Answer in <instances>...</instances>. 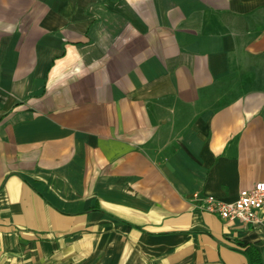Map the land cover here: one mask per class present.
<instances>
[{"label": "crops", "instance_id": "obj_1", "mask_svg": "<svg viewBox=\"0 0 264 264\" xmlns=\"http://www.w3.org/2000/svg\"><path fill=\"white\" fill-rule=\"evenodd\" d=\"M260 181L264 0H0V264H264Z\"/></svg>", "mask_w": 264, "mask_h": 264}, {"label": "built area", "instance_id": "obj_2", "mask_svg": "<svg viewBox=\"0 0 264 264\" xmlns=\"http://www.w3.org/2000/svg\"><path fill=\"white\" fill-rule=\"evenodd\" d=\"M194 199L201 201L204 210L218 214L224 220L258 223L264 209V181L256 183L250 189L241 190L235 201L225 202L214 196L200 197L199 194H195Z\"/></svg>", "mask_w": 264, "mask_h": 264}, {"label": "trees", "instance_id": "obj_3", "mask_svg": "<svg viewBox=\"0 0 264 264\" xmlns=\"http://www.w3.org/2000/svg\"><path fill=\"white\" fill-rule=\"evenodd\" d=\"M250 264H260L258 252L255 251L253 256H250Z\"/></svg>", "mask_w": 264, "mask_h": 264}]
</instances>
